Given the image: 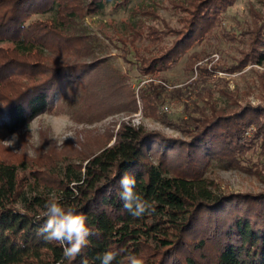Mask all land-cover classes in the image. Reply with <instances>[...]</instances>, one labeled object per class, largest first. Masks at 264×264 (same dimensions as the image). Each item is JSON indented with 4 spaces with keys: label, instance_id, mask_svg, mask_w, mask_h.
<instances>
[{
    "label": "trees",
    "instance_id": "1",
    "mask_svg": "<svg viewBox=\"0 0 264 264\" xmlns=\"http://www.w3.org/2000/svg\"><path fill=\"white\" fill-rule=\"evenodd\" d=\"M131 1L0 0V43H10L0 46V133L28 125L65 88L91 84L96 74L89 73L102 65L81 61L90 55L92 41L77 26L90 12L102 13L108 4L118 10ZM232 2L190 0V20L181 21L185 31H178L169 47L145 48L149 56L135 50L142 32L134 26L123 44L134 49L141 74H155L175 64ZM46 13L42 20L29 21ZM148 33L150 42L160 40L151 28ZM254 34L246 61L264 66V31ZM153 89L156 96L163 91L162 85ZM182 124L186 140L180 141L122 124L112 144L80 164L51 167L54 172L33 170L30 180L19 175L18 165L0 159V264H101L98 257L109 250L120 253L113 264H128L129 255L144 264H264V192L219 194L201 175L209 161H238L257 143L264 150V105L212 108ZM251 125L255 130L248 137ZM126 173L135 177V190L154 212L136 218L124 210L118 193ZM53 194L65 208L85 214L93 233L71 262L62 246L37 235L43 220L35 218Z\"/></svg>",
    "mask_w": 264,
    "mask_h": 264
},
{
    "label": "rangeland",
    "instance_id": "2",
    "mask_svg": "<svg viewBox=\"0 0 264 264\" xmlns=\"http://www.w3.org/2000/svg\"><path fill=\"white\" fill-rule=\"evenodd\" d=\"M189 5L190 0H132L125 8L114 10L108 4L102 13L90 12L77 30L92 41L90 55L81 61L102 65L89 73L96 74L92 85L65 88L55 104L28 125L0 133V159L18 165L19 175L30 180L33 170L54 172L68 162L80 164L85 156L112 144L122 124L180 141L186 140L182 122L199 117L200 111L208 115L212 108L264 105V66L246 61L250 38L256 29L264 31V0H233L175 64L155 74L140 73L134 49L123 44L132 27L142 32L135 50L149 56L146 49L169 47L178 31H185L181 21L190 20ZM138 10L150 14L145 17ZM48 15H33L29 21ZM150 28L158 42L145 38ZM158 85L163 91L156 96L152 92ZM254 130L251 125L245 135ZM201 175L219 194L264 192V150L257 143L238 161H209L201 166Z\"/></svg>",
    "mask_w": 264,
    "mask_h": 264
},
{
    "label": "clouds",
    "instance_id": "3",
    "mask_svg": "<svg viewBox=\"0 0 264 264\" xmlns=\"http://www.w3.org/2000/svg\"><path fill=\"white\" fill-rule=\"evenodd\" d=\"M119 184L118 195L123 202V208L133 217L140 218L146 213L155 211L153 205L135 190L134 176L126 173L121 177ZM35 219L43 220L37 235L46 242H56L62 246L63 256L69 262L81 255L90 243L89 236L93 233L87 225L86 215L78 213L75 209L65 208L54 194L45 203L42 214ZM119 254L118 251L109 250L98 258L101 264H113ZM127 262L128 264H144L143 259L136 255H129Z\"/></svg>",
    "mask_w": 264,
    "mask_h": 264
}]
</instances>
